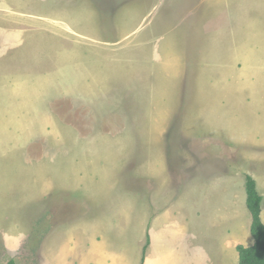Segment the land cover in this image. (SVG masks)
Wrapping results in <instances>:
<instances>
[{
    "label": "rangeland",
    "instance_id": "374dc122",
    "mask_svg": "<svg viewBox=\"0 0 264 264\" xmlns=\"http://www.w3.org/2000/svg\"><path fill=\"white\" fill-rule=\"evenodd\" d=\"M223 2L0 0V38L11 32L26 47L0 57V264H39L36 247L46 234L65 229L73 241V233L81 235L85 177L98 183L87 185L88 195L102 196V208L88 214L102 219L116 214L112 203L137 200L132 187L147 190L148 169L161 186L185 158L204 156L211 165L213 155L235 156L237 175L264 173V161L243 162L238 142L228 151L220 141L223 151L213 152L221 129L236 140L264 133L257 100L263 47L252 57L250 78L239 54L235 72L225 69L219 79L201 69L196 54L202 39L227 35L229 14L212 11ZM258 23L264 31V20ZM249 83L251 107L252 100L244 103ZM115 167V194L125 199L109 201L98 178Z\"/></svg>",
    "mask_w": 264,
    "mask_h": 264
},
{
    "label": "crops",
    "instance_id": "0c3cea01",
    "mask_svg": "<svg viewBox=\"0 0 264 264\" xmlns=\"http://www.w3.org/2000/svg\"><path fill=\"white\" fill-rule=\"evenodd\" d=\"M223 1V4L210 7L218 14L227 12L231 24L225 37L211 36L202 39V43L200 41V50L197 49L196 54L200 57L201 69L213 71L218 78L223 77L225 69L228 73H234L236 62L241 61L245 76L250 78L252 57L257 54L258 46L259 50L264 49V31L258 23V20H264V0ZM22 49L24 51L26 47L20 38H12L11 32L9 36L0 38V57L4 56L3 59L13 57ZM237 54L239 59L236 61ZM261 54L264 53H259L260 58ZM254 65L253 79L260 74H256L259 68L257 64ZM261 75L264 76V66ZM249 85L248 91L244 90L245 95L249 93V99L244 97V103L249 105L252 100L251 107L255 99L250 97L253 83ZM261 90L257 100H260L264 110V89ZM220 92L224 93L223 90ZM222 98V102H225L226 98ZM217 103L219 108H223L221 101ZM253 109L256 110V106ZM259 122L263 123L264 119ZM214 134L212 139L219 142L213 149L215 154H220L224 149L220 141L227 142L225 146L228 151L238 142L243 162L251 165L256 159L264 161L263 132L260 134L251 130L249 139L243 140H236L234 135L223 129ZM247 149L251 151L250 158L244 155ZM203 157L195 158L194 163L183 159L185 165L179 166L177 175L172 177L169 172L161 179V186L156 184L155 170L148 169V191L139 186L136 189L132 187L133 197L137 200L129 201L127 205L124 202L112 203L109 206L118 208L109 212L116 214H102V219L88 214L90 208H102V196L96 192L88 195L87 185L98 183L97 178L92 182V179L85 177L84 189L88 198L85 202L83 200V210L87 212L83 215L81 235L73 233L75 241L69 238L70 234L65 229L53 235L46 234V241L42 235L44 238L36 247L37 263L76 264L78 259V264H141L143 248L148 240L143 264H238L236 247L254 244L243 178L247 175L254 177L257 191L264 199V173L253 176L255 173L241 169L237 175L235 156L224 160L213 155L211 165ZM114 169L121 168L100 170L102 176L98 178L99 182H105L108 186L109 201L125 199L115 194L119 192L117 182L121 173L115 174ZM261 219L264 224V202L261 205ZM73 243L77 245L76 248L72 246Z\"/></svg>",
    "mask_w": 264,
    "mask_h": 264
},
{
    "label": "trees",
    "instance_id": "16d2710c",
    "mask_svg": "<svg viewBox=\"0 0 264 264\" xmlns=\"http://www.w3.org/2000/svg\"><path fill=\"white\" fill-rule=\"evenodd\" d=\"M246 193V206L251 214V235L254 244L250 247L237 246L238 264H264V224L261 219V202L262 197L257 191L255 180L250 177H245L244 183ZM148 245V240L143 248L144 252ZM143 258L141 264H143ZM7 264H15L13 260H9Z\"/></svg>",
    "mask_w": 264,
    "mask_h": 264
}]
</instances>
